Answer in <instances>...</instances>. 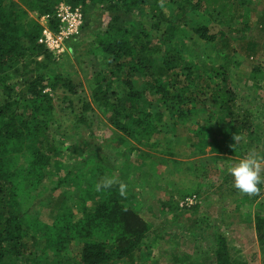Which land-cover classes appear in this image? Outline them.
<instances>
[{
    "label": "trees",
    "instance_id": "trees-1",
    "mask_svg": "<svg viewBox=\"0 0 264 264\" xmlns=\"http://www.w3.org/2000/svg\"><path fill=\"white\" fill-rule=\"evenodd\" d=\"M5 1L0 0V264H59L58 258L76 245L81 247V254L75 264L133 263L151 226L127 206L128 198L120 190L112 188L100 192L95 184H84L88 175H95L97 180L98 173L109 169L111 178L122 180L127 177L124 168H111L98 152L91 151L81 159L82 162L74 165L62 164L66 177L58 186L70 183L73 192L79 194L71 201L68 197L66 202L63 201V213L51 224L31 218L26 212L24 199L40 189L46 170L53 160L62 157L61 149L64 145L69 146L67 140L75 136L62 135L61 140L51 135V128L58 125L59 129L60 124L46 90L63 89L71 106L80 93L70 77L51 72L56 60L39 42L42 25L24 21L23 13L16 5L12 3L7 7ZM59 1L22 0L41 16L53 15ZM63 1L74 8L103 4L114 13L106 27H100L94 40L97 49L108 57L106 64L112 70L108 75L95 76L91 101L84 102L82 113L77 115L80 118L77 117V125L87 124L85 112L95 106L105 110L111 125L125 136L148 140L164 132L161 123L164 115L169 113L178 123L190 125L191 138H197L195 147L200 153L203 154L208 145L216 147L214 150L219 155L236 152L226 142L228 132L240 136L243 131H249V115L241 119L236 113L237 95L228 70L238 51L233 48L230 35L224 32L211 34L203 25L193 29L198 39L218 45L226 54L223 65L211 68V74L218 81L214 86L200 71L199 63L192 64L184 56L186 41L192 39L181 27L187 14L185 5H179L177 21L167 19L163 11L158 10L151 16V30L148 31L136 19L139 8L146 5L147 0ZM181 1L191 3L192 9H201L200 3L192 5V0ZM205 1L211 6L206 12L227 11L229 7L235 17L240 11L239 1L246 0ZM83 12L85 22L81 33L87 27ZM123 16L129 17L128 25L119 22ZM50 24L55 30L56 22ZM151 31L160 33V43L153 41ZM75 38L67 43V48ZM240 38L245 39V36ZM149 46L156 49L153 51ZM193 46H196L194 41ZM190 49L192 54L194 50ZM244 49L247 57L256 55L255 43L248 42ZM158 53L162 54L160 62L154 61ZM203 58L201 55L198 59ZM125 73L128 78L120 81L123 94L117 96L112 91L113 79H119ZM257 73L260 72L256 70ZM131 77L150 83L155 99L149 100L142 90H136ZM209 78L212 80L211 76ZM209 105L218 109L220 121L225 123L223 131L218 133L222 137L220 141L217 137L206 141V131L201 123H193L199 117V109ZM94 200L96 204H92ZM74 208L77 212L72 211ZM258 221L264 223L263 219L258 218ZM215 241L216 264H232L226 237L217 233Z\"/></svg>",
    "mask_w": 264,
    "mask_h": 264
},
{
    "label": "rangeland",
    "instance_id": "rangeland-1",
    "mask_svg": "<svg viewBox=\"0 0 264 264\" xmlns=\"http://www.w3.org/2000/svg\"><path fill=\"white\" fill-rule=\"evenodd\" d=\"M204 1L192 0V5L200 3L201 9L195 10L191 3L184 4L181 0H147V4L139 8L140 14L136 19L150 31L151 16L158 10L161 9L167 19L177 21L179 5H185L187 14L181 27L192 39L186 41L184 56L192 64L199 63L200 71L214 86L218 81L211 74V68L223 65L226 54L218 45L198 39L193 29L203 25L211 34L224 32L230 35L233 48L238 51L236 58L228 59L231 62L228 70L230 83L237 95L236 113L241 119L249 115V131H243L240 136L239 133L228 132L226 142L236 152L219 155L214 150L216 147L208 145L205 152L200 153L195 147L197 138H191L190 125L178 123L169 113L164 115L161 123L164 132L148 140L125 136L111 125L109 114L95 106L85 112L87 124L77 125V115L82 113L84 102L91 101V85L95 76L108 75L112 70L106 64L108 57L97 49L94 40L100 27L105 28L114 15L103 4L81 7L86 13L87 27L69 44L63 55L54 57L56 65L51 69V72L70 77L78 86L80 96L71 106L63 89L55 92L46 90L60 124L59 129L58 125L51 128V135L61 140L62 135L75 136L67 140L69 146L64 145L61 149L62 157L53 160L46 170L40 189L24 199L26 212L31 218L51 224L63 213V201L66 202L67 197L71 201L79 193L73 192L74 187L70 183L58 186L66 177L62 164L71 166L82 162L81 159L93 151L98 152V156L111 168H124L127 176L122 180L114 178L115 182L110 187L99 191L120 190L123 183V194L129 201L127 206L151 226L145 243L135 253L134 262L129 264H216L217 233L227 239L232 264H264V223L258 221V218L264 220V183L259 186L258 193L242 194L233 187L232 177L227 171L251 150L264 155V0H237L241 7L235 17H232L233 9L229 7L227 11L206 12L211 10V6ZM12 3L23 13L24 21L40 23L41 15L22 0L5 1L7 7ZM63 4L66 3L60 0L57 7ZM127 19L129 17L123 16L119 22L128 25ZM151 36L155 43L160 39L158 32L151 31ZM193 41L196 46H193ZM248 42L256 45L254 57L246 56L244 47ZM149 47L153 51L156 49ZM190 48L194 50L192 54ZM201 55L204 58L199 60ZM161 56V53L155 55L154 61L160 62ZM256 70L260 73L256 74ZM127 75L113 79L112 91L117 96L123 94L120 81L127 79ZM210 76L215 81L212 82ZM131 78L136 90H142L149 100L155 99L150 83L139 77ZM199 110V117L193 123H201L206 131L204 139L211 141L217 137L218 141L222 140L218 133L223 131L225 123L220 121L218 109L209 105ZM261 176L264 178V170ZM87 177L85 185H97L111 178L110 169L98 173L97 180L93 174ZM72 211L77 212V208ZM80 254L81 247L76 245L64 252L58 263L75 264Z\"/></svg>",
    "mask_w": 264,
    "mask_h": 264
},
{
    "label": "built area",
    "instance_id": "built-area-1",
    "mask_svg": "<svg viewBox=\"0 0 264 264\" xmlns=\"http://www.w3.org/2000/svg\"><path fill=\"white\" fill-rule=\"evenodd\" d=\"M51 21L57 24L55 30L51 28ZM84 22L85 15L81 7L74 8L63 4L53 15L41 16L40 24L43 30L39 42L55 57H60L66 52L67 43L80 35Z\"/></svg>",
    "mask_w": 264,
    "mask_h": 264
},
{
    "label": "clouds",
    "instance_id": "clouds-1",
    "mask_svg": "<svg viewBox=\"0 0 264 264\" xmlns=\"http://www.w3.org/2000/svg\"><path fill=\"white\" fill-rule=\"evenodd\" d=\"M235 139V138H234ZM264 170V155L257 154L255 150L241 158L234 166L227 169L232 177L233 187L242 194H256L260 191V185L264 183L261 172ZM115 182L114 178L105 179L102 183L96 185L97 190L110 187ZM125 185L120 184V191L123 195Z\"/></svg>",
    "mask_w": 264,
    "mask_h": 264
}]
</instances>
